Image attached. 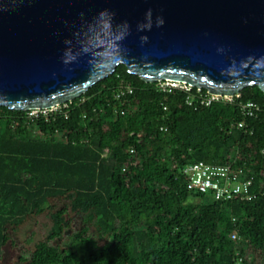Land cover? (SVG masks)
<instances>
[{"label": "trees", "instance_id": "1", "mask_svg": "<svg viewBox=\"0 0 264 264\" xmlns=\"http://www.w3.org/2000/svg\"><path fill=\"white\" fill-rule=\"evenodd\" d=\"M202 96L120 64L47 115L0 107V264H264V92ZM200 161L242 169L254 197L189 191Z\"/></svg>", "mask_w": 264, "mask_h": 264}, {"label": "water", "instance_id": "2", "mask_svg": "<svg viewBox=\"0 0 264 264\" xmlns=\"http://www.w3.org/2000/svg\"><path fill=\"white\" fill-rule=\"evenodd\" d=\"M120 64L210 95L264 92V0H0V107L63 105Z\"/></svg>", "mask_w": 264, "mask_h": 264}, {"label": "built area", "instance_id": "3", "mask_svg": "<svg viewBox=\"0 0 264 264\" xmlns=\"http://www.w3.org/2000/svg\"><path fill=\"white\" fill-rule=\"evenodd\" d=\"M166 83L168 84H161L164 90H190L188 85L180 82L167 80ZM129 92H131L130 89ZM201 98L202 102L206 105L221 98L232 99L210 94H208V97L202 96ZM58 108L59 106L50 109H32L29 110V116H38L39 114L47 115L50 112L56 111ZM243 110L248 116H253L259 111V107L254 103H247L243 106ZM239 126L241 127L242 125L240 124ZM181 173L186 179L187 189L189 191L204 195L214 201L251 200L254 197L251 193L252 178L247 177L242 169H236L231 165H210L200 161L187 165ZM237 238V234L233 233L232 239L237 240Z\"/></svg>", "mask_w": 264, "mask_h": 264}, {"label": "rangeland", "instance_id": "4", "mask_svg": "<svg viewBox=\"0 0 264 264\" xmlns=\"http://www.w3.org/2000/svg\"><path fill=\"white\" fill-rule=\"evenodd\" d=\"M164 82V83H163ZM161 84H168V83H166V81H162V82H160ZM177 85H180V84H177ZM182 86H184V85H182ZM190 202L191 203H198V202H200V199L199 198H191L190 199Z\"/></svg>", "mask_w": 264, "mask_h": 264}]
</instances>
